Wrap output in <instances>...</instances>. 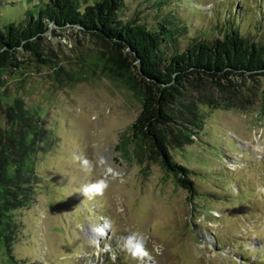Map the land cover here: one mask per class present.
Masks as SVG:
<instances>
[{
  "label": "rangeland",
  "instance_id": "1",
  "mask_svg": "<svg viewBox=\"0 0 264 264\" xmlns=\"http://www.w3.org/2000/svg\"><path fill=\"white\" fill-rule=\"evenodd\" d=\"M45 2L0 0V32ZM116 19L167 26L163 60L231 24L264 45V0H124ZM41 37L47 67L21 48L23 69L0 79V118L19 99L43 127L23 166L29 198L0 213V264H264V79L210 91L189 139L170 147L192 195L132 139L144 101L121 76V51L77 26ZM92 185L100 192L86 195Z\"/></svg>",
  "mask_w": 264,
  "mask_h": 264
},
{
  "label": "trees",
  "instance_id": "2",
  "mask_svg": "<svg viewBox=\"0 0 264 264\" xmlns=\"http://www.w3.org/2000/svg\"><path fill=\"white\" fill-rule=\"evenodd\" d=\"M123 4L124 0H101L81 11L76 0H46L36 16H27L19 25L9 23L0 32V79L23 69L16 55L21 48L47 67L49 60L38 51L35 39H41L51 26L59 30L77 26L117 47L121 51L118 63L125 67L121 76L144 101L130 129L134 143L154 154L167 171L179 173L180 187L194 195L191 171L174 162L170 147L189 139L188 128L198 125L199 105L209 101L210 91L235 79H264V45L250 41L231 24L223 37L197 40L187 50L163 60L159 50L172 36L169 28L162 25L156 31L137 21L120 23L116 16ZM4 101L7 117L0 118V213L29 198L32 189L26 186L33 178L25 176L23 166L43 128L40 116L26 113L19 99L13 106Z\"/></svg>",
  "mask_w": 264,
  "mask_h": 264
},
{
  "label": "clouds",
  "instance_id": "3",
  "mask_svg": "<svg viewBox=\"0 0 264 264\" xmlns=\"http://www.w3.org/2000/svg\"><path fill=\"white\" fill-rule=\"evenodd\" d=\"M85 165L88 164V161L87 160H84L83 162ZM100 192V189L99 187H97L96 185H92L90 188H86L85 189V194H90V193H99Z\"/></svg>",
  "mask_w": 264,
  "mask_h": 264
},
{
  "label": "bare ground",
  "instance_id": "4",
  "mask_svg": "<svg viewBox=\"0 0 264 264\" xmlns=\"http://www.w3.org/2000/svg\"><path fill=\"white\" fill-rule=\"evenodd\" d=\"M129 244L131 245L132 250H137L142 247L141 243L136 241L129 242Z\"/></svg>",
  "mask_w": 264,
  "mask_h": 264
}]
</instances>
